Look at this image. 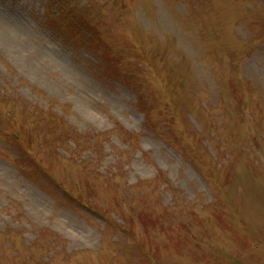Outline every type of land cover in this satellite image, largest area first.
I'll list each match as a JSON object with an SVG mask.
<instances>
[{"label":"rangeland","instance_id":"1","mask_svg":"<svg viewBox=\"0 0 264 264\" xmlns=\"http://www.w3.org/2000/svg\"><path fill=\"white\" fill-rule=\"evenodd\" d=\"M79 1L0 0V264H264V0Z\"/></svg>","mask_w":264,"mask_h":264}]
</instances>
